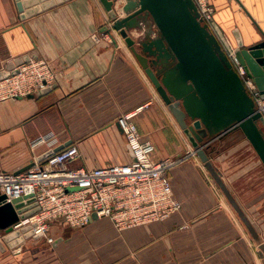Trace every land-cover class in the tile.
Segmentation results:
<instances>
[{
  "label": "crops",
  "instance_id": "1",
  "mask_svg": "<svg viewBox=\"0 0 264 264\" xmlns=\"http://www.w3.org/2000/svg\"><path fill=\"white\" fill-rule=\"evenodd\" d=\"M212 1L216 21L235 44L264 40V0ZM112 22L100 0H64L25 18L16 0H0V72L12 59L33 55L49 61L55 75L45 91L0 101V171L23 169L71 143L81 153L73 167L128 162L132 153L117 117L137 110L135 121L155 145L154 157L176 160L169 175L183 208L123 231L98 218L55 236L64 227L55 223L56 240L47 247L37 245L42 236L4 241L0 264H256L252 232L192 153L190 139ZM129 33L138 38L143 30ZM219 134L206 138L213 165L247 216L264 221V163L240 128ZM259 236L264 241V232Z\"/></svg>",
  "mask_w": 264,
  "mask_h": 264
},
{
  "label": "water",
  "instance_id": "2",
  "mask_svg": "<svg viewBox=\"0 0 264 264\" xmlns=\"http://www.w3.org/2000/svg\"><path fill=\"white\" fill-rule=\"evenodd\" d=\"M62 1L16 0V6L21 17L25 18ZM100 1L113 19V28L131 48L196 153L259 242L264 264V241L213 165L206 148L208 136L240 128L264 163V120L254 108L253 100L216 36L199 19L194 0H127L123 16H119L115 8L116 0ZM131 28L142 29V35L135 38L129 33ZM236 54L264 92V40L249 47L239 42ZM30 56L12 59L0 72V77L17 72L16 66L29 60ZM47 89L49 87L39 92ZM66 145L48 150L39 159ZM38 209L34 196L7 201L6 195L0 191V233H5L0 239L1 250H5L4 241L13 244L11 240L16 237L24 240L41 236L31 225L12 230V224L20 217L29 216ZM91 219H98V215L93 213Z\"/></svg>",
  "mask_w": 264,
  "mask_h": 264
},
{
  "label": "built area",
  "instance_id": "3",
  "mask_svg": "<svg viewBox=\"0 0 264 264\" xmlns=\"http://www.w3.org/2000/svg\"><path fill=\"white\" fill-rule=\"evenodd\" d=\"M194 2L199 19L216 36L253 100L254 108L264 120V92L238 59L237 44L216 25L214 3L212 0ZM16 68L17 72L0 77V101L36 94L54 82L53 69L42 57L32 55ZM136 114L137 110H131L117 117L132 151L128 162L73 167L71 164L81 153L78 144L71 143L42 160L35 158L24 170L0 171V191L6 195L7 201L30 195L39 205L36 212L13 223L12 230L31 225L35 233H41L53 243L56 237L51 234V229L55 223L85 227L92 221L93 213L99 219H109L123 231L164 221L180 212L183 202L176 195L169 175L176 160L154 157L155 145L141 134L135 121ZM45 139L44 136L35 139L33 146ZM192 153L196 154V151Z\"/></svg>",
  "mask_w": 264,
  "mask_h": 264
},
{
  "label": "rangeland",
  "instance_id": "4",
  "mask_svg": "<svg viewBox=\"0 0 264 264\" xmlns=\"http://www.w3.org/2000/svg\"><path fill=\"white\" fill-rule=\"evenodd\" d=\"M126 3H127V0H116V2H115V8H116L118 14L121 13L119 15H122L123 16V15L126 14L125 13V5H126ZM215 21H216V19H215ZM216 25L220 27V25H219V23L217 21H216ZM221 30H223V29L221 28ZM250 220H251V223L253 224L255 230L259 233V235H260V233H263L264 232V221H259V220H257V218H253V217H251ZM65 228H69V229H71L73 231L79 230L77 228H72V227H69V226H64V227H61L60 230L56 234H54V235L55 236L56 235L61 236V235H64V234L66 235L69 232H71V230H67V229L65 230ZM81 229H83V228H81ZM252 237H253V239H252V248H251V250H252V253H253V262L255 261L256 264H262L261 257L258 256L257 251H256V249L257 250H260V247L258 245L259 242L256 240V238L254 237V235ZM48 243L49 242L46 240V238H44V241L38 242L37 245H39L40 247H47V245H49Z\"/></svg>",
  "mask_w": 264,
  "mask_h": 264
}]
</instances>
